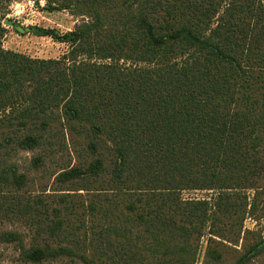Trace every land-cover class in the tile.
I'll return each instance as SVG.
<instances>
[{
    "label": "trees",
    "instance_id": "16d2710c",
    "mask_svg": "<svg viewBox=\"0 0 264 264\" xmlns=\"http://www.w3.org/2000/svg\"><path fill=\"white\" fill-rule=\"evenodd\" d=\"M46 5L82 18L59 59L4 50L0 27V220L28 226L3 242L28 264H199L204 238L200 264L264 256L244 228L264 196V0Z\"/></svg>",
    "mask_w": 264,
    "mask_h": 264
},
{
    "label": "rangeland",
    "instance_id": "374dc122",
    "mask_svg": "<svg viewBox=\"0 0 264 264\" xmlns=\"http://www.w3.org/2000/svg\"><path fill=\"white\" fill-rule=\"evenodd\" d=\"M81 21L82 18L73 16L69 11L48 8L46 0H0V27L5 31L2 38L3 49L30 58L59 59L67 52L69 46L58 37L73 31ZM43 29L52 31L53 36L58 39L42 35ZM24 157L25 155L22 156ZM248 194L251 195L250 192ZM214 195L213 192L205 191L183 193L184 198L210 199ZM244 228L260 234L264 239V196L257 202L255 214L246 217ZM26 229L28 226L23 222L0 220V264H28L21 258L15 245L6 244L1 239L2 232L13 230L25 232ZM206 239L202 240L200 262L206 251ZM255 260L254 264H264V256ZM59 264H69V262L64 261Z\"/></svg>",
    "mask_w": 264,
    "mask_h": 264
},
{
    "label": "built area",
    "instance_id": "2783aa9c",
    "mask_svg": "<svg viewBox=\"0 0 264 264\" xmlns=\"http://www.w3.org/2000/svg\"><path fill=\"white\" fill-rule=\"evenodd\" d=\"M33 4H34V1H33Z\"/></svg>",
    "mask_w": 264,
    "mask_h": 264
}]
</instances>
